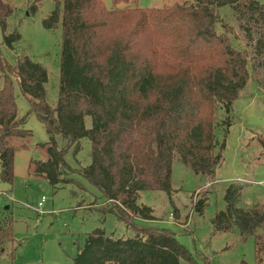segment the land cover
<instances>
[{"label": "trees", "instance_id": "1", "mask_svg": "<svg viewBox=\"0 0 264 264\" xmlns=\"http://www.w3.org/2000/svg\"><path fill=\"white\" fill-rule=\"evenodd\" d=\"M46 0H33L32 12ZM44 20L48 30L61 23V75L55 107L46 100V68L29 57L10 64L0 53L1 179L14 183L15 149L10 138L31 137L18 118L14 81L50 136L46 162L35 163V175L57 190L73 183L64 178L65 156L81 141L91 144V163L80 171L95 186L112 213L132 229L117 237L97 228L87 234L74 264H198L167 229L135 224L154 222V210L140 205L142 192L172 194L174 159L196 175L215 178L224 162L225 141L233 126L234 105L250 81L248 55L234 48L217 30L216 5H233L256 35V53L264 65V5L256 0H204L197 5L140 9L139 0H55ZM121 5L128 7L121 8ZM14 9L0 0L2 44L13 50L21 34L7 33ZM226 117L222 118L221 114ZM67 140L59 148L56 138ZM63 174V175H62ZM241 190L231 185L226 208L212 223L216 233L237 227L252 236L257 264H264V205L238 207ZM208 196L195 203L203 215ZM15 242L12 223L0 225V250ZM15 250L6 264H13ZM8 257V256H7ZM245 264V263H243Z\"/></svg>", "mask_w": 264, "mask_h": 264}, {"label": "rangeland", "instance_id": "2", "mask_svg": "<svg viewBox=\"0 0 264 264\" xmlns=\"http://www.w3.org/2000/svg\"><path fill=\"white\" fill-rule=\"evenodd\" d=\"M103 1L108 8L112 7L111 0ZM256 1L264 5V0ZM3 2L14 9V14L7 20V33L16 31L21 34V39L13 50L8 49L2 44L3 29L0 26L2 58L15 64L17 59L29 57L46 68L49 75L45 86L46 100L55 107L59 96L63 35L61 23L54 30L46 29L43 23L56 9L57 1H43L38 4L35 14L31 10L33 0ZM203 2L139 0L129 7L149 9ZM216 13L218 32L226 33L234 48L248 55L250 73V81L234 105L230 133L219 136L226 144L224 162L211 179L196 175L178 158L174 159L172 194H140L139 204L152 208L158 220L149 223L135 220L134 223L170 230L198 264H257L252 236H242L237 227L230 232L216 233L212 221L218 212L225 210V193L233 184L241 190L238 207L246 205L243 209L248 210L255 204H264V65L256 53V35L246 30L247 24L236 7L216 5ZM14 92L18 118H26L23 128L31 131L32 136L8 139L9 146L15 149L14 183H5L0 176V225L12 223L15 242L5 253L0 250V264L8 262L12 250H15L13 264H74L87 234L97 228L117 237H131L130 227L112 213L103 214L110 203L80 175V171L91 163L89 141H81L77 154L72 147L65 156L64 178L73 183L55 190L45 178L35 175V163L49 159L50 136L35 114L27 116L31 104L17 80L14 81ZM221 117L226 116L222 113ZM56 140L60 149L67 146V140L61 136ZM206 196L208 205L200 215L194 210L195 203ZM43 198L45 201L39 206ZM258 233H264V228ZM180 264L190 263L181 260Z\"/></svg>", "mask_w": 264, "mask_h": 264}, {"label": "crops", "instance_id": "3", "mask_svg": "<svg viewBox=\"0 0 264 264\" xmlns=\"http://www.w3.org/2000/svg\"><path fill=\"white\" fill-rule=\"evenodd\" d=\"M199 176H201V175H199ZM204 187H206V186H204ZM174 190V189H173ZM200 189H198L197 191H199ZM196 191V192H197ZM260 204V203H259ZM255 205H257V204H255ZM255 205H253V206H255ZM260 205H264V204H260ZM252 206V207H253ZM245 207H247L246 205H244L243 207H241V208H245ZM252 207H249V208H252ZM156 217V216H155ZM139 221H141V222H143L142 220H139ZM145 223H149V222H145Z\"/></svg>", "mask_w": 264, "mask_h": 264}, {"label": "built area", "instance_id": "4", "mask_svg": "<svg viewBox=\"0 0 264 264\" xmlns=\"http://www.w3.org/2000/svg\"><path fill=\"white\" fill-rule=\"evenodd\" d=\"M44 201H45V198H43V201L39 203V206H42Z\"/></svg>", "mask_w": 264, "mask_h": 264}]
</instances>
